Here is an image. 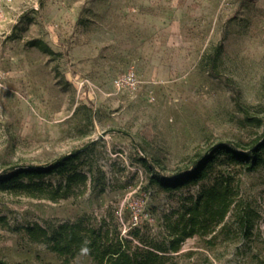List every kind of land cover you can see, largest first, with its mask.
<instances>
[{"label": "rangeland", "instance_id": "obj_1", "mask_svg": "<svg viewBox=\"0 0 264 264\" xmlns=\"http://www.w3.org/2000/svg\"><path fill=\"white\" fill-rule=\"evenodd\" d=\"M0 13V172L96 141L108 177L81 199L0 191V257L11 263L61 264L25 227L87 215L135 245L169 243L165 214L206 182L165 191L142 158L170 175L200 148L264 131L238 104L264 120V0H11ZM237 175L257 213L252 238L228 219L214 244L195 235L170 252L177 264H264V164Z\"/></svg>", "mask_w": 264, "mask_h": 264}, {"label": "trees", "instance_id": "obj_2", "mask_svg": "<svg viewBox=\"0 0 264 264\" xmlns=\"http://www.w3.org/2000/svg\"><path fill=\"white\" fill-rule=\"evenodd\" d=\"M31 44L55 54L41 39ZM221 49L222 44L218 51ZM238 104L249 124L264 125V120L250 108ZM96 144L92 141L48 164L15 165L8 171L4 168L0 172V191L54 201L81 199L89 190L104 193L108 177L95 159ZM142 161L151 172L150 183L165 191H178L206 182L197 193L182 195L180 207L165 214L169 243L135 245L116 225L106 219L93 220L89 215L76 221L32 223L25 227L29 240L44 243L58 255L61 264H72L84 253L92 258L93 264H177L170 252H179L183 241L195 235L203 237L209 245L214 244L230 227L228 219L241 231V238H252L257 213L242 194L241 177L237 173L238 168L251 172L264 164V131L259 138L248 142L224 141L200 148L170 175L156 170L148 156ZM161 168L166 170L165 165ZM1 221L6 218L0 217ZM134 234L140 239L139 231ZM0 264L15 263L0 257Z\"/></svg>", "mask_w": 264, "mask_h": 264}, {"label": "built area", "instance_id": "obj_3", "mask_svg": "<svg viewBox=\"0 0 264 264\" xmlns=\"http://www.w3.org/2000/svg\"><path fill=\"white\" fill-rule=\"evenodd\" d=\"M11 0H0V11H1V6L4 5L5 3H8ZM5 21L4 17L2 16V14L0 13V22Z\"/></svg>", "mask_w": 264, "mask_h": 264}, {"label": "water", "instance_id": "obj_4", "mask_svg": "<svg viewBox=\"0 0 264 264\" xmlns=\"http://www.w3.org/2000/svg\"><path fill=\"white\" fill-rule=\"evenodd\" d=\"M13 167H10V168H7V169H5V171H8L9 169H12Z\"/></svg>", "mask_w": 264, "mask_h": 264}]
</instances>
